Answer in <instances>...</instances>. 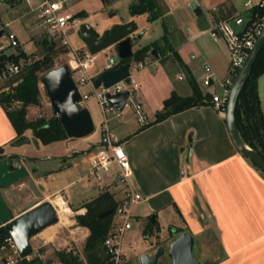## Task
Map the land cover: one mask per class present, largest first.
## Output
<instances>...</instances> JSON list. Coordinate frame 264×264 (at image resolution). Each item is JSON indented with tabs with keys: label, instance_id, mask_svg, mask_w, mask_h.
Instances as JSON below:
<instances>
[{
	"label": "crops",
	"instance_id": "0c3cea01",
	"mask_svg": "<svg viewBox=\"0 0 264 264\" xmlns=\"http://www.w3.org/2000/svg\"><path fill=\"white\" fill-rule=\"evenodd\" d=\"M98 2L101 6V1ZM157 2L160 15L155 19L164 25L159 39L166 28L169 44L159 50L158 59L153 58L149 66L140 70L143 71L140 82L135 78L140 71L134 74L138 85L137 99L143 105L147 122L140 123L132 111L126 117L122 115L115 129L133 167V185L143 196L137 203L142 205L137 213L134 212L136 205L133 208L136 221L143 220V230H149L151 234L147 238L161 236L159 244H162L161 233L166 227L168 235L171 230L173 235L191 232L195 237L194 250L197 246L196 260L202 264H264V172L236 149L225 113H221L211 100L157 120L163 112L164 101L173 93L192 96L194 83L204 95L221 89L219 85L208 88L203 84L204 63H208L221 79L228 76L230 67V52L225 41L214 39L209 28L220 19L233 20L239 15L248 17L249 5L258 0ZM0 3L13 9L25 4L30 12H37L35 5L30 6L24 0L18 3L0 0ZM138 17L150 20L148 13H142L108 23L101 29L90 24L102 34L116 23L137 22ZM0 23L4 24L1 20ZM10 23L0 24V51L10 46L6 37L7 32H14L9 30ZM233 25L239 30L243 28L234 22ZM26 27L29 28V24ZM148 29L149 26L138 28L136 33L142 32L143 35ZM35 30L36 27L32 32ZM159 43L165 46L162 40ZM104 56L103 53L100 55V64ZM258 87L264 111L259 83ZM16 138L17 131L0 103V146L4 147L7 156L16 154L13 147ZM68 167L65 164L64 169ZM113 176L114 172H111L102 187L79 175L61 188L48 192L42 188L44 197L17 216L78 181H85V186L98 189V194L102 189L110 191L117 201L123 193L121 187L113 183ZM81 211L85 213L87 209L84 207L78 212ZM86 229L88 236L90 230ZM145 252L153 253L143 251L138 257Z\"/></svg>",
	"mask_w": 264,
	"mask_h": 264
},
{
	"label": "rangeland",
	"instance_id": "374dc122",
	"mask_svg": "<svg viewBox=\"0 0 264 264\" xmlns=\"http://www.w3.org/2000/svg\"><path fill=\"white\" fill-rule=\"evenodd\" d=\"M98 1L99 0H68L66 8L68 12L77 15L82 9L86 11V15L77 16V23L71 28V40L77 47L84 46V42L78 34L82 23H92L97 26L98 29H101L108 23H112L120 19L127 20L131 16H134L130 12V5L134 2V0H109V2L100 0L102 3L101 6ZM36 4V0H32V5ZM112 13L113 15H111ZM0 20L4 24L11 22L9 30L14 31L20 40L19 47L25 49L26 52L28 51L27 53L31 54V57L38 56L40 59L44 57L47 51L43 47L42 40L45 37L50 38L52 35L44 26L40 24L41 20L39 19L38 12H30L29 9L26 8L25 4H21L18 8L13 9L6 3H0ZM4 24L1 26H5ZM28 24L29 28L26 27ZM137 25L139 30L145 28L146 26H149V29L144 31L145 33H143L142 37L133 41L134 52L140 49V47L147 42H151L153 40V43L156 41L160 42L161 39L159 38L164 32V25L160 20H147L145 18L138 17ZM35 27L36 30L32 32ZM53 40L56 43V46L52 52V56L54 58L55 67H59L66 64L69 59V55L67 49L61 46L59 39L53 38ZM4 46L7 47V45ZM14 51H16V47L9 46L6 48L5 53L10 54ZM111 53L114 54V50H108L103 54L107 55ZM142 72L143 71H140L137 75H135L138 82H140ZM19 75H14L7 81H1L0 93L3 91L10 92L11 87L18 83L13 81L14 79H17ZM9 83H12V85H8ZM258 83L260 85L264 105V74L260 76ZM40 91V103L38 105H30L28 107L27 119L29 121L50 119L53 116H58L53 110L46 89L42 84V80L40 83ZM81 91H90V87L81 86ZM218 92H221L220 88L218 89ZM19 103L20 102L18 101L14 102L13 108H19ZM83 106L89 109L93 118L95 128L92 133L83 137H69L65 141L44 144L35 139L32 130H27L25 133L27 136L26 140L22 141L18 145L13 142L16 154H13L12 158L16 164L25 165L29 170L28 177L7 187L1 188L2 194L15 216L23 212L34 202L44 197L42 188H44L46 192L52 191L55 190V188H61L70 180H75L77 176L88 173L90 169V158L97 150L95 143H97L101 137V125L104 117L100 105L95 97L84 100ZM132 111V108H125L123 111V117L130 115ZM110 116L112 115L110 114ZM119 119H121V117L112 118L110 120V125L114 132L116 131L115 129ZM65 164L69 165L67 169H64ZM85 183V181H78L70 187L62 189L61 193L69 200V207L72 210V214L69 217L73 222L71 224H63L60 222L61 219L59 217L58 222L53 225L52 237L50 239L42 234L40 235V233L32 237L31 244L33 252L26 259L30 260L34 257H39L44 263H47L48 261L60 262L58 253L65 251L71 252L73 255H79L81 260L85 263L86 256L84 246L90 234L86 236V233H88L86 228L88 227L79 224L77 217L78 215L84 213H82L83 210L81 212L78 211L84 208L83 205L106 190L101 188L102 191L98 194V189H94L92 186L87 187L85 186ZM53 196L49 198L52 200ZM141 206L142 205L136 204L134 212L137 213L139 207L141 208ZM114 220L118 221L119 219L114 216ZM143 227L144 222L142 219L137 222L136 220L134 221L133 218V227L126 232L124 247L129 248V250H126L128 257L127 264H140L138 257L140 252H154L155 247L159 243L158 241L161 236H151L147 238L149 233L143 230ZM167 228L168 227L162 231L161 235L163 238L162 241H160L165 244L166 247H168L171 240L173 238L175 239L178 235H168ZM167 235L168 237H165ZM193 254L195 259H198L197 246H195ZM19 264H21V262ZM159 264H172V261L165 255L161 258Z\"/></svg>",
	"mask_w": 264,
	"mask_h": 264
},
{
	"label": "built area",
	"instance_id": "2783aa9c",
	"mask_svg": "<svg viewBox=\"0 0 264 264\" xmlns=\"http://www.w3.org/2000/svg\"><path fill=\"white\" fill-rule=\"evenodd\" d=\"M24 1L32 6V0ZM36 2L35 9L41 20L40 24L50 32L52 35L50 36V38L52 37L51 39H59L61 46L67 49L69 59L66 64L82 97L78 103L83 106L84 100L95 97L102 110L104 119L101 125L100 140L95 144L97 150L90 158L88 173L81 175V178L94 180L102 187L107 176L111 172H114V180L112 181L115 185L121 187L123 195L117 200L114 211V216L119 220L113 221L112 229L106 236L103 244L110 264H127L128 257L125 251L126 248L124 247L125 235L133 227V218L134 221L136 220L133 208L143 199V196L133 185V167L121 138L112 130L110 120L122 117L124 109L129 107L133 109L135 117L140 123L147 122L143 105L137 99L138 85L134 74L149 66L154 57L152 54L146 55L141 60L131 57L129 60V76L111 86H105L103 83L97 86L95 77L123 63L119 59L115 49L109 47L99 53L93 54L85 45L82 47L74 45L71 40V28L76 25L77 16L67 11L68 0H36ZM249 6L250 12L248 17L239 15L233 20L220 19L209 28L210 35L214 39H223L230 52L229 74L226 78L221 79L208 63L203 64V84L208 88H214L215 85L221 87V92L211 90L212 102L221 113L226 112L234 76L253 49L258 37L264 31V0H258L256 4ZM255 7L263 9V13L259 14L256 12L253 14ZM233 22L236 25H242L243 28L240 30L236 29ZM6 37L10 46H20L19 39L14 32H7ZM110 48L114 49V54H105L100 64V55L106 53ZM37 59L40 58L38 56H30L22 58L18 62H7L0 72V82L7 81L14 75H21L26 65L31 64ZM81 86H89L90 91H81ZM121 92H128L129 95L124 108L119 110L110 102L107 95L108 93L115 95ZM65 201L70 206L66 198ZM56 209L58 212L57 207ZM23 259L25 258L20 255L16 242L9 233L0 238V264H19ZM46 264H60V262L52 261Z\"/></svg>",
	"mask_w": 264,
	"mask_h": 264
},
{
	"label": "water",
	"instance_id": "95a60500",
	"mask_svg": "<svg viewBox=\"0 0 264 264\" xmlns=\"http://www.w3.org/2000/svg\"><path fill=\"white\" fill-rule=\"evenodd\" d=\"M137 29V22L130 20L116 23L100 34L94 26L85 22L81 24L78 34L91 53L96 54L113 47L119 59L124 61L134 55L133 41L142 35V32L135 33ZM0 34H2V31H0ZM263 47L264 31L258 37L253 49L234 76L225 119L236 149L264 172V156L244 141L236 119L240 93ZM151 51L154 58L158 59L159 54L156 49L152 47ZM129 74L130 61H125L116 68L108 69L95 77V83L97 86L102 83L105 86H111L129 76ZM42 84L46 89L55 114L59 116L69 137H83L94 131L95 125L89 109L78 103L82 99L81 93L67 64L46 72L42 77ZM128 95V92H121L115 95L108 93L107 96L113 105L122 110ZM26 138L27 136L23 135L16 138L15 142L20 143ZM28 176V168L25 165L16 164L11 156L0 159V234L8 232L14 238L20 255L24 258L30 256L33 252L32 237L47 227L56 224L59 219L57 209L50 199L39 203L21 215H14L2 194L1 188L14 184ZM114 211L115 207L100 216L109 215ZM154 218L155 215L153 221ZM194 244L195 237L193 234L185 231L177 235L168 247L163 243H158L153 253L145 252L141 254L139 257L140 264H159L161 258L165 255L171 259L172 264H202L194 257Z\"/></svg>",
	"mask_w": 264,
	"mask_h": 264
},
{
	"label": "trees",
	"instance_id": "16d2710c",
	"mask_svg": "<svg viewBox=\"0 0 264 264\" xmlns=\"http://www.w3.org/2000/svg\"><path fill=\"white\" fill-rule=\"evenodd\" d=\"M11 3H18L21 0H9ZM109 2V0H104ZM130 12L133 15L148 13L149 19L154 20L159 17L160 9L157 0H136L130 5ZM262 14L263 9L255 7L253 14ZM86 15V11L78 12L76 16ZM113 15V13L111 14ZM162 46L159 42L146 45L134 52L133 58L136 60L143 59L146 55L152 54L151 48L154 47L157 52L160 49L168 47V31L165 28V34L162 37ZM44 49L47 51L43 58L33 61L26 65L21 75L14 79L18 82L11 87L10 92L0 93V103L6 110V113L17 131V138L25 135L27 130H32L37 141L44 144L61 141L69 138L64 125L59 116H53L50 119H40L29 121L27 119L28 107L40 103V83L43 75L55 68L52 52L56 43L53 39L45 37L42 40ZM28 54L23 48L16 47V51L7 54L4 50L0 51V72L9 61L18 62L22 58H28ZM131 59V58H130ZM130 59L124 60L129 61ZM264 74V47L257 56L251 73L245 82L240 93L237 103L236 119L240 134L244 141L254 149L258 150L264 156V111L259 94L258 80ZM21 79V80H20ZM20 80V81H18ZM8 85H12L9 83ZM194 95L182 97L173 93L164 101L163 112L157 120L164 119L166 116L183 111L187 108L200 105L212 100V95L203 94L196 83H194ZM20 102V107L13 108L14 102ZM5 149L0 146V159L6 157ZM11 157H13L11 155ZM117 201L110 191H104L91 201L87 202L84 207L87 211L77 217L79 224L87 226L90 229L84 252L86 256L85 263L79 255H73L71 252H59L60 264H110L108 255L105 251L104 240L112 229L114 213L106 216H100L102 213L114 208ZM152 223L149 224L151 228ZM149 232V230H148ZM8 232L0 234V238ZM150 234V233H149ZM149 236V235H148ZM52 261H48L50 263ZM21 264H46L39 257L33 259H23Z\"/></svg>",
	"mask_w": 264,
	"mask_h": 264
},
{
	"label": "bare ground",
	"instance_id": "6f19581e",
	"mask_svg": "<svg viewBox=\"0 0 264 264\" xmlns=\"http://www.w3.org/2000/svg\"><path fill=\"white\" fill-rule=\"evenodd\" d=\"M52 201L56 205V207L58 208V214H59L60 219H61L60 222L63 224H71L73 221L71 220V218L69 216L72 214V210L66 204V201L63 198V196H61V194L57 193L53 196ZM52 228H53V225L47 227L46 229L43 230V232L41 234L43 236L47 237L48 239H50L52 237V230H53Z\"/></svg>",
	"mask_w": 264,
	"mask_h": 264
},
{
	"label": "flooded vegetation",
	"instance_id": "af4514ba",
	"mask_svg": "<svg viewBox=\"0 0 264 264\" xmlns=\"http://www.w3.org/2000/svg\"><path fill=\"white\" fill-rule=\"evenodd\" d=\"M169 234H173V231L171 230Z\"/></svg>",
	"mask_w": 264,
	"mask_h": 264
}]
</instances>
